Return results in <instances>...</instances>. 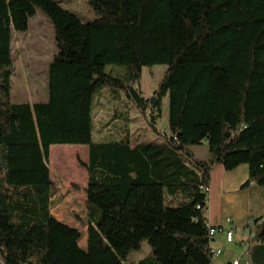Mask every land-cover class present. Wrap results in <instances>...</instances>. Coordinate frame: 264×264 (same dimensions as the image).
<instances>
[{
    "label": "trees",
    "instance_id": "trees-1",
    "mask_svg": "<svg viewBox=\"0 0 264 264\" xmlns=\"http://www.w3.org/2000/svg\"><path fill=\"white\" fill-rule=\"evenodd\" d=\"M86 1L99 16L87 22L56 0H0V264H212L203 189L212 168L246 164L242 187L264 186V0ZM37 9L54 31L48 96L12 102L13 32ZM157 64L166 69L150 104L141 73ZM103 86L160 140L132 146L125 128L95 141ZM163 99L168 131L157 126ZM204 141L208 160L191 149ZM54 144L88 147L85 248L80 230L51 213ZM251 229L264 244V220ZM143 241L149 253L128 263Z\"/></svg>",
    "mask_w": 264,
    "mask_h": 264
},
{
    "label": "rangeland",
    "instance_id": "rangeland-1",
    "mask_svg": "<svg viewBox=\"0 0 264 264\" xmlns=\"http://www.w3.org/2000/svg\"><path fill=\"white\" fill-rule=\"evenodd\" d=\"M64 8L76 14L82 21H92L98 18L86 0H56ZM56 52L54 31L48 17L39 9L29 20L25 32H13L12 57L14 74L12 78L11 101L29 102L45 101L47 99L48 64ZM166 65L157 64L143 67L140 85L143 95L151 98L152 92L162 79ZM114 91L109 86L99 88L92 101L94 117L93 138L95 141L117 139L123 129L128 128L131 143L151 141L158 137L148 127L145 119L135 110L123 93ZM162 113L157 121L161 131H168L167 100H162ZM129 117V121L126 119ZM160 138V137H159ZM195 156H208V145L201 144L193 148ZM53 154L55 161L48 158L50 179L58 187L52 205V215L61 222L77 227L81 232L79 245L86 246L87 220L86 195L83 192L87 183L85 164L88 157L87 145L54 144L49 155ZM78 171L79 173L77 174ZM259 188H264L260 186ZM264 190V189H260ZM264 200V191H258L253 198L257 205ZM99 215V211L97 210ZM150 247L143 241L139 250L129 253L128 263L136 261L149 253Z\"/></svg>",
    "mask_w": 264,
    "mask_h": 264
},
{
    "label": "crops",
    "instance_id": "crops-1",
    "mask_svg": "<svg viewBox=\"0 0 264 264\" xmlns=\"http://www.w3.org/2000/svg\"><path fill=\"white\" fill-rule=\"evenodd\" d=\"M152 140L160 138L153 136ZM202 144L207 145V142ZM195 146L198 145L191 147L192 152ZM195 157L208 160L210 155ZM247 180L246 164L233 170H225L219 164L212 168L206 206L207 222L211 225H224L226 229L233 230L231 242L222 233L213 236L211 247L219 249L220 253L212 258V264H230L234 260H239V264H264V244L252 238L251 229L255 219L264 220V203H253L254 193L256 195L258 191H264L260 190L264 188H259L256 183L242 187ZM226 218L231 219L229 223L225 222Z\"/></svg>",
    "mask_w": 264,
    "mask_h": 264
},
{
    "label": "built area",
    "instance_id": "built-area-1",
    "mask_svg": "<svg viewBox=\"0 0 264 264\" xmlns=\"http://www.w3.org/2000/svg\"><path fill=\"white\" fill-rule=\"evenodd\" d=\"M203 189L208 193V191H209V186H205ZM230 220H231L230 218H226V219H225V222H226V223H229ZM207 225L209 226V237H210V243H211V241H212L213 236H214L215 234H217V233H222V234H224V235H225V238H226V240H227L228 242H231V241H232V237H233V230H232V228L226 229V228L224 227V225H211V224H209V223H208ZM209 245H210L211 256H212V258H213V257L217 256V255L220 253V250L217 249V248H213V247H211V244H209ZM0 262H1V260H0ZM230 264H239V260H234V261H232ZM246 264H248V262H246Z\"/></svg>",
    "mask_w": 264,
    "mask_h": 264
},
{
    "label": "water",
    "instance_id": "water-1",
    "mask_svg": "<svg viewBox=\"0 0 264 264\" xmlns=\"http://www.w3.org/2000/svg\"><path fill=\"white\" fill-rule=\"evenodd\" d=\"M155 96H152L151 98H150V104H155Z\"/></svg>",
    "mask_w": 264,
    "mask_h": 264
}]
</instances>
